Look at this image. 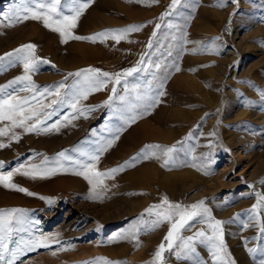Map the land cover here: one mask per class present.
<instances>
[{"label":"rangeland","instance_id":"1","mask_svg":"<svg viewBox=\"0 0 264 264\" xmlns=\"http://www.w3.org/2000/svg\"><path fill=\"white\" fill-rule=\"evenodd\" d=\"M18 3L19 0H0V12H7ZM170 3L171 0L157 3L92 0L74 34L88 36L105 29L145 25L119 43L111 38L95 43L88 40L61 43L58 33L31 19L12 27L0 24V55L33 43L37 46L36 55L50 61L31 74L33 81L43 88L59 81L71 85L75 78L65 80L67 73L80 69L92 67L115 73L135 66L146 51L156 24L161 23L157 33L160 51L151 56L153 62H161V69H151L155 78L149 73H138L127 79L129 88L143 85L146 80L153 81L154 89L163 84L164 95L160 103L120 133L119 139L100 157L97 168L104 171L121 165L149 144L177 145L180 149L175 153L177 162L168 167L162 166L161 160L150 158L105 178L104 184L95 189L98 198H88L92 186L72 172L43 179L14 173L13 183L37 195L29 196L0 185V209L26 210L28 220L39 221L35 225L36 235L53 237L58 233L55 238L61 241L27 253L16 264H83L96 257L146 264L152 260L168 224L154 231H142L139 246H134L131 240L112 241L111 237L138 224L141 213L165 196L171 202L185 205L206 198L213 216L226 221L224 240L236 264H257L259 253L255 257L250 255L244 238L247 247L260 244L261 241L253 239L258 229L242 225L249 222V210L257 202L255 193L264 194V183L260 182L264 179V96L258 91L264 90V0H239L238 5L228 2L223 7L217 6L218 0H182L175 13L162 22L159 18ZM168 22L178 25L180 30L163 26ZM172 35L177 36L175 41ZM21 37L24 42L8 48ZM156 47L154 44L148 51L154 52ZM22 74L20 64L0 72V85ZM20 87L23 85H17L15 92L8 91L16 96L30 94L19 91ZM110 94L111 84L105 90L91 93L80 105H100ZM118 94H123L122 86ZM121 107L117 100L112 107L96 108L87 119L72 120L59 132L24 133L22 129H14L20 135L19 141L9 142V137H0L9 144L0 148L2 171H11L21 164H39L45 155L54 158L64 149L74 159L80 158L79 152L71 150L90 151L101 135L108 138L109 133L102 129L106 124L110 128L119 125L116 110ZM71 111L65 104L48 123L70 116ZM7 123L0 122V127ZM190 132V140L177 144ZM193 163L205 166L210 174L193 167ZM41 196L54 202L49 205ZM261 216L264 218V212ZM144 219H148L147 214ZM201 227L204 225L196 223L183 235H192ZM198 252L205 260L210 259L205 247L198 246ZM164 255L165 264H189L177 260L174 254Z\"/></svg>","mask_w":264,"mask_h":264},{"label":"snow or ice","instance_id":"2","mask_svg":"<svg viewBox=\"0 0 264 264\" xmlns=\"http://www.w3.org/2000/svg\"><path fill=\"white\" fill-rule=\"evenodd\" d=\"M136 2L157 3L158 0H136ZM228 2L239 4V0H218L217 6L223 7ZM91 3L92 0H19L17 6L9 7L7 12H0V24L12 27L29 19L38 21L45 28L58 33L61 37V43H67L69 40H88L95 43L98 41L104 42L109 38L119 43L121 40L127 39L129 33L140 31L145 26L143 24L128 25L124 28L105 29L88 36L75 35L73 30L78 26L81 15ZM181 3L182 0H171L166 11L161 14L160 21L163 22L167 17L173 15L177 6ZM163 26L168 29L180 30L178 25L171 22ZM161 27V23L156 24L146 45V51L141 54L140 60L137 61L135 66L115 73L92 67L69 72L65 80L67 77H74L75 79L71 85L59 81L41 88L33 81L31 74L38 71L41 65L50 64V61L36 55L37 46L33 43L22 44L12 51L0 55V72L7 71L17 64L22 65L23 68L22 75L13 78L4 85H0V122H9L0 127V137H9V142L19 141L20 139V135L14 129H22L24 133L59 132L61 127L68 126L72 120L80 117L87 119L88 114L96 108L102 106L112 107L117 100L122 103V107L116 110L119 114V125L110 128L106 124L102 131L108 132L109 137L106 138L101 135L94 142L92 150L81 151L79 148H73L71 151L79 152L80 155V158L74 159L68 155L69 150L64 149L57 153L54 158L45 155L39 164H28L27 166L21 164L7 172L2 171L4 162L0 161V185L26 193L29 196H35L36 193L12 182L14 173H21L32 179H43L60 172H72L83 177L92 186L88 198H98L95 189L97 186L104 184L105 178L114 176L126 167L134 166L140 160L155 158L161 160L164 167L175 164L177 162L175 153L180 150L177 145L149 144L121 165L104 171L97 168L100 157L114 145L119 139L120 133L160 103V97L164 95L162 91L163 84H158L154 89L153 81L146 80L143 85L134 84L129 88L127 79L138 73H149L155 78L156 74L151 69H161V62H153L151 59L152 55H156L160 51L157 33ZM171 39L175 41L177 36L172 35ZM154 44L157 45L156 50L149 52L148 50L154 48ZM169 47H172V45H169ZM208 50L219 51L216 48H209ZM193 51H197V49H193ZM168 55H171V52ZM176 70H180L178 66ZM109 84H111V94L100 105H80L81 100H86L91 93L105 90ZM17 85H23L19 88V91H26L30 94L26 96L13 95L12 92L16 91ZM120 86L123 87L122 95L118 94ZM9 89L12 92H9ZM258 91L261 96H264V90L258 89ZM48 97L53 98L50 102L45 103L44 101ZM65 104L72 110L70 116L66 115L62 120L57 119L49 124L48 121L56 116L58 109ZM92 134L97 135L96 129L92 130ZM211 135H215V133H211ZM191 138L192 133L190 132L184 138V141H178L177 144L182 145ZM8 146L9 144H5L0 140V148ZM209 147H211V143ZM36 155L43 154L36 153ZM207 155L205 154V156ZM52 163L55 166H50ZM66 163L68 166H65ZM192 166L204 171L205 174H210L203 165L198 166L193 163ZM260 182L264 183V179ZM255 196L257 202L249 210V222L244 223L242 227H255L258 229L257 235L253 239L261 241V243L254 247H247V238H244L245 247L253 257L259 253L260 258L257 264H264V218L261 216V213L264 212V194L256 192ZM40 199L46 200L49 205L54 202L52 198L48 197L41 196ZM145 214H147L148 219H144ZM26 217L27 212L24 209H0V264H16L22 256L29 252L37 251L40 248H49L51 244L61 243L55 238L59 235L58 233L53 237L36 235L35 225H38L39 221H31ZM196 223H200L204 227L195 230L192 235L184 236L183 232L193 229ZM225 223L226 221L213 216L212 210L206 204V198L185 205L179 202H171L165 196L160 203L150 205L144 210V213H141L138 224L133 225L127 231L112 236L111 240H131L134 242V246H139L141 243L139 235L142 231H154L162 225L168 224L169 227L163 240L154 252L152 260L147 261L146 264H165V252L174 254L177 260H186L189 264H236L224 240L223 225ZM198 246L207 249L209 260L201 257ZM83 264H126V262L113 261L106 257H96L83 262Z\"/></svg>","mask_w":264,"mask_h":264},{"label":"bare ground","instance_id":"3","mask_svg":"<svg viewBox=\"0 0 264 264\" xmlns=\"http://www.w3.org/2000/svg\"><path fill=\"white\" fill-rule=\"evenodd\" d=\"M206 11V10H205ZM209 11V10H208ZM209 13H210V11H209ZM212 15V14H211ZM201 21V20H200ZM203 21V20H202ZM203 22H205V21H203ZM198 23V22H197ZM197 23H196V25H197ZM199 24H201V25H203V23H199ZM205 24V23H204ZM24 30V29H23ZM19 31V30H18ZM21 32V31H20ZM17 33V32H16ZM15 33V34H16ZM19 33V32H18ZM14 34V33H13ZM12 34V35H13ZM23 34H24V32H23ZM14 36V35H13ZM16 36V35H15ZM21 36H25V35H22L21 34ZM13 38V37H12ZM18 38V37H17ZM22 38V39H21ZM20 38V40H18L17 42H15V43H13L12 45L10 44V46L8 47V46H6L5 47V49L8 47V48H10V47H15V46H17L19 43H21V42H24V40H25V38L24 37H21ZM17 40V39H16ZM3 42V41H2ZM9 43V42H8ZM5 49H3V50H5ZM9 50V49H8ZM197 88H200V87H197ZM67 140V139H66ZM52 143V142H51ZM62 143V142H61ZM48 147V146H47ZM50 147V146H49ZM143 181H145V180H143ZM143 184V183H142ZM142 184H140L141 186H144V184H145V182H144V184L142 185ZM245 264V263H244Z\"/></svg>","mask_w":264,"mask_h":264}]
</instances>
